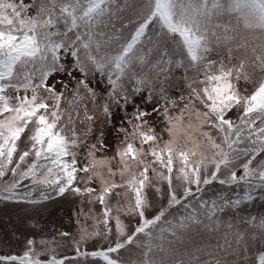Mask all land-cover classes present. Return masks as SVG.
<instances>
[{
    "label": "snow or ice",
    "instance_id": "obj_1",
    "mask_svg": "<svg viewBox=\"0 0 264 264\" xmlns=\"http://www.w3.org/2000/svg\"><path fill=\"white\" fill-rule=\"evenodd\" d=\"M130 2L0 0V201L38 206L71 195L98 204L100 217L91 216V231L81 228L72 258L96 264H163L156 254L175 255L174 246L195 226L219 228L221 215L239 216L255 203L257 191L264 201V76L252 91L242 92L240 81L249 84L251 76L246 61L233 63L232 55L234 42L236 50H247L249 37L259 41L251 46L253 66L264 73V0H144L135 21L116 27ZM129 24L134 27L125 36ZM221 46L226 56L212 58ZM189 69L197 75L189 78ZM181 70L188 91L174 114L177 100L168 88ZM85 99L99 116L85 105L81 117ZM101 117L120 141L113 156H97L110 150L103 131L88 142ZM77 121L85 125L82 131ZM77 149L84 150L83 164ZM149 190L162 201L151 216ZM89 213L81 214L88 219ZM243 222L256 230L252 241L264 244V215L249 214ZM98 236L107 247L80 250L82 242ZM244 240L238 233L237 248ZM130 245L141 249L139 261L121 256ZM34 246L28 240L21 255L0 256V264H71L68 257L41 260ZM201 251L185 253L189 264ZM255 264H264V251Z\"/></svg>",
    "mask_w": 264,
    "mask_h": 264
},
{
    "label": "rangeland",
    "instance_id": "obj_2",
    "mask_svg": "<svg viewBox=\"0 0 264 264\" xmlns=\"http://www.w3.org/2000/svg\"><path fill=\"white\" fill-rule=\"evenodd\" d=\"M39 2V0H37ZM144 0H131L129 7L121 13L122 19L117 21L116 27H120L121 24L129 21H135L141 14V9L143 7ZM134 27L133 24H129L128 29L125 30L123 35L127 36L129 32ZM249 48L247 50L241 48L236 50L235 42L233 43V63L238 64L241 59L246 61V71L251 76L252 82L245 84L243 80L240 81L238 87L243 92L245 88L248 91H252L254 85L259 81L264 73H261L258 69L254 68L253 60L254 56L251 52V46L254 43H259V41H251L249 37ZM239 37H237V42ZM259 51V49H258ZM227 49L221 46L220 48H215L212 53V58L219 59L222 56H226ZM184 73L181 70L179 73L175 74L171 85L168 88V95L173 99L177 100V107L174 110V114L179 112V109L183 107V102L179 100L180 95H187V88L184 87V80L182 79ZM197 75L196 70L189 69V78L195 77ZM56 79H65L63 76H57ZM51 82V81H50ZM74 87V81L69 86V91L66 93L67 99H71V89ZM92 87L96 88V82H92ZM104 84H100V88H103ZM97 100H100V89H97ZM64 102L63 107L67 108V102ZM87 106L90 114L99 116L98 108L94 107L93 102L90 99H85L79 105V111L81 117L83 116L84 106ZM131 111V109H129ZM123 113L117 114L115 124L119 125L121 123L120 117ZM235 116V113H233ZM102 117L97 119L93 124V136L88 138L89 143H94L95 138L99 136V133L103 131L105 133V143L110 147V150L105 152H98L97 156H113L115 153V148L119 145L120 141L116 139V132L113 130L112 126L109 124L102 123ZM185 121L188 119L187 113L184 117ZM194 119V117H193ZM77 131H82L85 125L80 124L77 121L76 124ZM162 124L156 125V131L158 134H162L163 139L167 140L168 135L166 132L162 133ZM123 134H121L122 136ZM180 144H184L183 138L180 140ZM80 153L81 164L85 162V154L83 149H77ZM112 166L116 167V162H112ZM106 171V169H103ZM83 175V173H81ZM117 181L120 180L119 176H116ZM99 188V185H94ZM219 185H216L212 189H209L205 193V198L212 196L218 189ZM242 195V191L238 192ZM38 195V193L34 194ZM256 201L254 204L250 205L244 212H241L239 216L235 213H225L220 216L221 224L219 228L213 225V230L209 232L203 225L195 226L188 233L184 235V243L178 244L174 247L177 248L175 255H169L165 258L164 253H157V260L163 259V264H174L175 260L183 259L185 264H189L188 255L191 254L194 249L202 248L203 251L199 252V259L194 261L193 264H205L206 261L211 260L212 264L215 261L220 260L221 264H255L256 254L260 251H264V244L261 243L259 239L252 241L251 235L256 230L250 228L246 223L243 222V218L249 214L259 217L264 215V201L259 200V191L255 194ZM148 196L153 202V209L149 211L148 215L151 216L156 209L160 207L162 201L157 197L154 191L149 190ZM111 204L115 203V200H110ZM92 209L89 213V209ZM89 213V218L85 219V216L81 213ZM172 213L169 214L171 216ZM91 216L100 217V206L98 204L89 205L86 198L83 203L80 197L66 196L57 197L53 200L44 202L42 205L30 206L25 204H17L13 202L0 201V256L7 255H21L27 247L28 240L35 241V252L39 253V258L41 260H47L50 256H56L59 258L68 257L71 260V264H96L92 258L80 257L77 259H72L76 255V244L75 241L80 239V231L82 227H87L89 231L92 230L93 220ZM125 223H128L129 218L122 217ZM168 217H166L167 219ZM79 220V223L77 222ZM229 220L232 223V228L229 229L227 224ZM207 223V222H205ZM113 233H114V224ZM101 232L103 231V225H100ZM69 233L68 236H62L61 233ZM238 233L245 234V240L241 243L239 248L236 245V237ZM257 235H259L257 233ZM114 234L111 237L114 240ZM138 239L143 242L145 238L143 236L138 237ZM43 242V243H42ZM155 242V241H154ZM231 242V248L228 247V243ZM248 247V260L244 259V244ZM218 245H223V249L218 247ZM101 247H107L104 243L103 236H98L95 238L88 239L80 244L81 251L91 252ZM141 249L130 245L125 250H122L121 256L126 261H139ZM211 253V256L208 255ZM67 264V262H66Z\"/></svg>",
    "mask_w": 264,
    "mask_h": 264
}]
</instances>
